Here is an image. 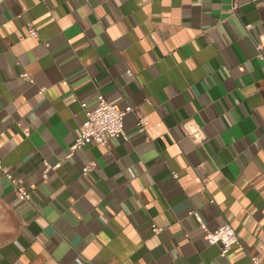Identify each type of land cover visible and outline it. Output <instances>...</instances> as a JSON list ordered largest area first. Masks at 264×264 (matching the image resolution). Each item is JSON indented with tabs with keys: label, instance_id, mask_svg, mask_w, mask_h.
Instances as JSON below:
<instances>
[{
	"label": "crops",
	"instance_id": "crops-1",
	"mask_svg": "<svg viewBox=\"0 0 264 264\" xmlns=\"http://www.w3.org/2000/svg\"><path fill=\"white\" fill-rule=\"evenodd\" d=\"M99 93L131 107L126 138L68 155ZM44 161L58 164L46 180ZM224 223L239 238L225 257L204 238ZM252 256L264 259V0H0V264Z\"/></svg>",
	"mask_w": 264,
	"mask_h": 264
},
{
	"label": "built area",
	"instance_id": "built-area-1",
	"mask_svg": "<svg viewBox=\"0 0 264 264\" xmlns=\"http://www.w3.org/2000/svg\"><path fill=\"white\" fill-rule=\"evenodd\" d=\"M28 36H37V33L30 22L28 23ZM81 106L83 108L85 118L80 126L79 134L70 146V152L68 155L89 143L105 146L108 139L111 137L126 138L123 121L125 114L131 110V107L127 106L120 109L110 103L102 93L97 95L96 103L93 106H87L85 103H82ZM146 123V120L143 118L138 119L137 126L139 132H143L145 130ZM186 124L187 123H185L184 126L188 135L196 141L201 140L202 137L200 136V132L192 127V125ZM57 166V163L51 165L47 161H44V168L41 173L42 180H46L48 171L56 168ZM91 169L92 163L85 164L82 167V174H86ZM4 174L8 179H11L7 172L4 171ZM14 191L18 199H29V192L26 186L14 184ZM189 214L193 215L197 220H200V216L197 211H190ZM151 229L154 233H157L161 231L162 228L152 225ZM204 238L209 244H217L219 246V255L223 257L226 256L227 252L233 245L239 243L238 235L229 223H224L212 230H207ZM250 261L252 264H264V259L259 260L254 256L250 257Z\"/></svg>",
	"mask_w": 264,
	"mask_h": 264
}]
</instances>
